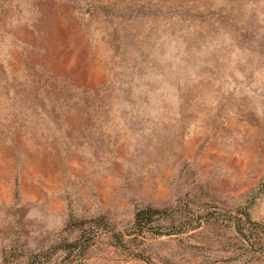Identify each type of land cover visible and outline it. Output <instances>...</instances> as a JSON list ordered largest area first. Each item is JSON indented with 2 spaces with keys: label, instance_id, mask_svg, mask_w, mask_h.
I'll return each instance as SVG.
<instances>
[{
  "label": "rangeland",
  "instance_id": "1",
  "mask_svg": "<svg viewBox=\"0 0 264 264\" xmlns=\"http://www.w3.org/2000/svg\"><path fill=\"white\" fill-rule=\"evenodd\" d=\"M0 264H264V0H0Z\"/></svg>",
  "mask_w": 264,
  "mask_h": 264
},
{
  "label": "trees",
  "instance_id": "2",
  "mask_svg": "<svg viewBox=\"0 0 264 264\" xmlns=\"http://www.w3.org/2000/svg\"><path fill=\"white\" fill-rule=\"evenodd\" d=\"M140 216H141V214H139V213L136 215V221L137 222H140Z\"/></svg>",
  "mask_w": 264,
  "mask_h": 264
}]
</instances>
